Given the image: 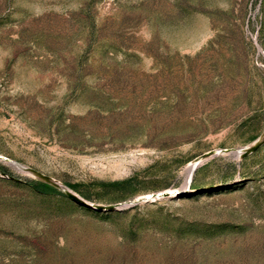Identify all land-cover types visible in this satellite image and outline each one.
Returning a JSON list of instances; mask_svg holds the SVG:
<instances>
[{"label": "rangeland", "instance_id": "obj_1", "mask_svg": "<svg viewBox=\"0 0 264 264\" xmlns=\"http://www.w3.org/2000/svg\"><path fill=\"white\" fill-rule=\"evenodd\" d=\"M0 264H264V0H0Z\"/></svg>", "mask_w": 264, "mask_h": 264}, {"label": "bare ground", "instance_id": "obj_2", "mask_svg": "<svg viewBox=\"0 0 264 264\" xmlns=\"http://www.w3.org/2000/svg\"><path fill=\"white\" fill-rule=\"evenodd\" d=\"M193 164H195V163H192L191 165H193ZM195 166H196V165H195ZM190 168H191V167L188 168L189 171H190Z\"/></svg>", "mask_w": 264, "mask_h": 264}, {"label": "water", "instance_id": "obj_3", "mask_svg": "<svg viewBox=\"0 0 264 264\" xmlns=\"http://www.w3.org/2000/svg\"><path fill=\"white\" fill-rule=\"evenodd\" d=\"M195 165L193 164L192 166H191V169L194 167Z\"/></svg>", "mask_w": 264, "mask_h": 264}]
</instances>
